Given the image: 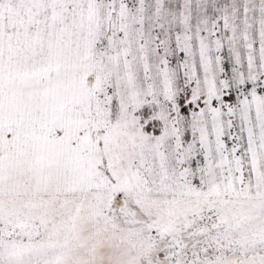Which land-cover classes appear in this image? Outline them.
Masks as SVG:
<instances>
[{"label": "snow or ice", "instance_id": "snow-or-ice-1", "mask_svg": "<svg viewBox=\"0 0 264 264\" xmlns=\"http://www.w3.org/2000/svg\"><path fill=\"white\" fill-rule=\"evenodd\" d=\"M0 264H264V0H0Z\"/></svg>", "mask_w": 264, "mask_h": 264}]
</instances>
